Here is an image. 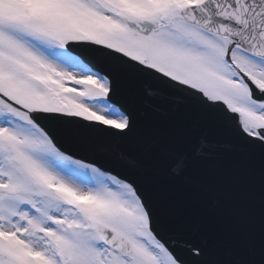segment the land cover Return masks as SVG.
Masks as SVG:
<instances>
[{
    "label": "snow or ice",
    "instance_id": "snow-or-ice-1",
    "mask_svg": "<svg viewBox=\"0 0 264 264\" xmlns=\"http://www.w3.org/2000/svg\"><path fill=\"white\" fill-rule=\"evenodd\" d=\"M122 81L182 98L259 159L250 238L161 227L145 159L113 151L137 131ZM0 264H264V0H0Z\"/></svg>",
    "mask_w": 264,
    "mask_h": 264
},
{
    "label": "water",
    "instance_id": "water-1",
    "mask_svg": "<svg viewBox=\"0 0 264 264\" xmlns=\"http://www.w3.org/2000/svg\"><path fill=\"white\" fill-rule=\"evenodd\" d=\"M120 88L122 98L132 110L137 122L136 132H139L143 127V123L145 125L150 123L145 119L148 112L141 113L140 93H146L154 86L150 81H122ZM197 112L208 115L199 109H197ZM208 119L215 122L209 115ZM219 126L214 124L210 130L213 137L218 139V143L223 144L228 142V138ZM213 137L211 136V142H214ZM156 142L157 140L152 141V143ZM218 150H221V148H218ZM122 152L138 156L128 150ZM160 170H164V168L161 166ZM167 182L166 179H162L159 184L158 177L154 176L150 167H147L144 175L138 178V183L142 185L149 196L151 204L159 217L161 227L178 240L209 237L222 247H231L240 240L250 238L253 235L252 229L258 223L259 198L248 199L244 202H238L235 199L212 200L211 190L215 188V185L207 179L203 182L210 190V200L205 198L191 200L194 196L193 193L187 190L186 195H183V191L179 190V186L170 185ZM238 205H243L240 211L237 210ZM162 212L165 214L161 218Z\"/></svg>",
    "mask_w": 264,
    "mask_h": 264
}]
</instances>
